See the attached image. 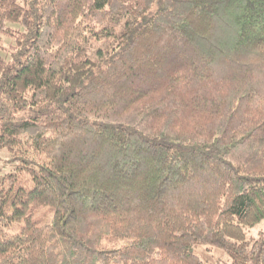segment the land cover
<instances>
[{
    "label": "trees",
    "instance_id": "16d2710c",
    "mask_svg": "<svg viewBox=\"0 0 264 264\" xmlns=\"http://www.w3.org/2000/svg\"><path fill=\"white\" fill-rule=\"evenodd\" d=\"M2 151L0 264H264V0H0Z\"/></svg>",
    "mask_w": 264,
    "mask_h": 264
},
{
    "label": "rangeland",
    "instance_id": "374dc122",
    "mask_svg": "<svg viewBox=\"0 0 264 264\" xmlns=\"http://www.w3.org/2000/svg\"><path fill=\"white\" fill-rule=\"evenodd\" d=\"M100 53L101 52L96 51L94 52V55H100ZM0 159V164L3 166L4 160L7 159V155L4 151L0 152ZM9 169L10 167L6 165L3 172L8 171ZM259 233H264V221L248 229L246 231V238L248 240L254 239ZM194 253L201 259L203 264H232V261L226 252L220 249L198 246L194 248Z\"/></svg>",
    "mask_w": 264,
    "mask_h": 264
}]
</instances>
